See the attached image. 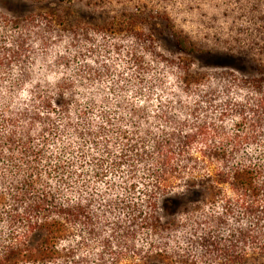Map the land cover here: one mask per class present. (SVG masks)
<instances>
[{
    "label": "trees",
    "instance_id": "1",
    "mask_svg": "<svg viewBox=\"0 0 264 264\" xmlns=\"http://www.w3.org/2000/svg\"><path fill=\"white\" fill-rule=\"evenodd\" d=\"M31 2L0 13V264H264V0Z\"/></svg>",
    "mask_w": 264,
    "mask_h": 264
},
{
    "label": "rangeland",
    "instance_id": "2",
    "mask_svg": "<svg viewBox=\"0 0 264 264\" xmlns=\"http://www.w3.org/2000/svg\"><path fill=\"white\" fill-rule=\"evenodd\" d=\"M48 4L37 5L31 0H0V13L10 18H24L35 12L46 10ZM223 10L214 4L205 5L191 13H185L180 9L172 10L171 16L175 23L180 27H195L205 25L207 27L215 25L207 20L209 16L221 18ZM202 16V17H201ZM221 22V21H220ZM217 52L212 54L197 55L193 59L196 67L200 71H230L243 77H253L254 73L250 70L248 64L243 60L242 56H230L221 48H214ZM264 63V56L259 58ZM177 204L167 201L161 203V215L164 221H168L177 215Z\"/></svg>",
    "mask_w": 264,
    "mask_h": 264
}]
</instances>
